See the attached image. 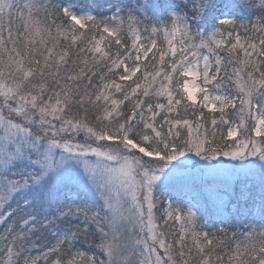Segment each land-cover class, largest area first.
<instances>
[{
  "label": "snow or ice",
  "instance_id": "1",
  "mask_svg": "<svg viewBox=\"0 0 264 264\" xmlns=\"http://www.w3.org/2000/svg\"><path fill=\"white\" fill-rule=\"evenodd\" d=\"M0 264H264V0H0Z\"/></svg>",
  "mask_w": 264,
  "mask_h": 264
},
{
  "label": "trees",
  "instance_id": "2",
  "mask_svg": "<svg viewBox=\"0 0 264 264\" xmlns=\"http://www.w3.org/2000/svg\"><path fill=\"white\" fill-rule=\"evenodd\" d=\"M194 195H195V193H194ZM233 203H235V201L233 200ZM209 207H211V205H209ZM214 211V210H213ZM226 212H232L233 211V209H232V206L231 205H229L228 206V208L225 210ZM214 230V229H213Z\"/></svg>",
  "mask_w": 264,
  "mask_h": 264
}]
</instances>
